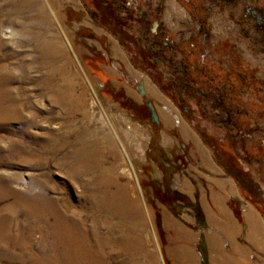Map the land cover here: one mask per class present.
<instances>
[{
  "label": "rangeland",
  "instance_id": "rangeland-1",
  "mask_svg": "<svg viewBox=\"0 0 264 264\" xmlns=\"http://www.w3.org/2000/svg\"><path fill=\"white\" fill-rule=\"evenodd\" d=\"M260 14L264 16L263 0H0V66L12 76L6 88L18 94L24 116L33 120L24 129L19 124L0 128V179L18 196L22 194L16 185L36 183L34 195L57 211L65 214L66 202L82 212L88 230L97 223L95 234L101 242L151 235L160 249L159 260L148 250L157 262L187 264L185 258L193 262L192 251L201 264L199 247L206 249L209 236L227 229L223 222L218 225L220 219L233 217L244 231L242 214L249 206L264 219V37L255 30ZM23 24L32 33L25 35ZM6 30L29 41L16 44L11 33L4 35ZM35 32L41 35L30 36ZM201 32L207 44L195 50ZM44 43L51 54L48 70L37 68ZM203 48L208 55L200 60L195 53L204 54ZM194 67L203 70L205 81H213L211 88L192 80ZM60 69L62 74H56ZM47 72L54 74L45 81ZM240 79L244 84L239 85ZM140 83L144 99L153 102L158 113L161 145L187 157V167L179 159L183 171L173 187L197 201L204 225L189 211L172 214L144 185L148 123H137L110 93L120 89L142 103ZM64 92L71 97L61 104L58 96ZM226 93L236 102L230 110L224 109ZM183 127L192 139L183 138ZM79 138L98 141L105 152L101 174L113 180L112 192L119 191L120 202L137 205L147 221L110 214L102 202L97 208L91 203L86 186L102 175L69 173ZM194 141L207 153L209 167ZM218 157L232 164L230 170L222 169ZM248 182L256 187L252 193L244 189L250 188ZM105 185L100 183L99 190ZM12 201H2L0 207ZM18 212L11 229L23 249L12 242L8 251L24 258H1L0 264H43L45 258L60 256L65 246L52 230L54 216L49 213L37 221ZM89 213L95 220L90 221ZM114 247H104L109 263L117 258L109 253ZM121 252L124 264H147L140 254Z\"/></svg>",
  "mask_w": 264,
  "mask_h": 264
},
{
  "label": "bare ground",
  "instance_id": "bare-ground-1",
  "mask_svg": "<svg viewBox=\"0 0 264 264\" xmlns=\"http://www.w3.org/2000/svg\"><path fill=\"white\" fill-rule=\"evenodd\" d=\"M24 25L25 24H23L22 28L27 30L25 35L32 33L29 31L28 27ZM6 31L4 35H6V33H11L10 37H12L14 43L16 44H20V42L25 40L29 41L27 38L28 36L25 37V39L24 37H22L23 39H19L15 34H12L11 31ZM34 35L40 36L41 34L35 32L30 36L33 37ZM47 44L48 43L42 44L43 58L39 63V66H37V68L44 70L51 68V54L50 51L47 50ZM4 67L6 66L3 64L0 66V128L19 124L22 126V129H24V127L28 123L30 124L31 121L33 122V120L31 118L29 119L27 116H24L23 111L25 107L18 94L9 87L6 88V85L9 84L12 76L4 72ZM62 72L63 69H60L56 74L61 75ZM53 74L54 72L52 74L51 72H47L45 81L48 80L49 77L51 78ZM41 88L46 89L47 84L42 82ZM69 96L71 97L70 93L68 92L61 93L58 96V100L61 104H63V100H65L66 104L68 102V98H70ZM26 100H28L27 96ZM91 105H94V103L92 102ZM26 106L30 109L33 108L29 103H27ZM32 114L35 115L36 113L32 112ZM22 132H24V130H22ZM181 133L183 138L189 140L192 139L191 134L185 127L181 128ZM29 140L34 142V139L31 136L29 137ZM164 143L168 144V141L164 140ZM194 143L204 164L209 167L210 163L207 153L202 150L195 141ZM104 155L105 152L101 150L98 141L92 140L88 143H85L83 139H77L74 142V149L72 150L73 158L70 163L68 162L69 173L72 175L82 174L83 177L88 175H96L97 173L102 175L101 169L105 165ZM8 162H11V160ZM11 178L16 179V177ZM0 183H2L0 184V202L7 201L9 199L13 200L10 204L0 207V259L5 258L6 260L15 262L18 260L22 261L24 258L21 254L15 256L10 254L8 251V248L11 247L12 242L15 243L12 233L13 230L11 229L13 220L17 217L19 213L18 211H21L24 215L29 216V218L32 217L37 221L40 219H45L49 213L54 216V226H56L55 228L53 226L52 230H57L60 234L59 236L61 238V243L65 246V250L60 256L45 258L43 264H124L122 262L123 253L121 251H131L134 252V254H140L146 258L145 261L147 264H163L162 259L157 262V260H159L158 254H160V249L154 236H143L140 233L130 236L124 235L119 240L113 242H101V240L95 234V229L98 226L97 223H92L90 225V229L88 230L85 226V222L82 221V212H77L66 202L65 214L62 211H57L53 208V206H51V203L34 195V191H37V187L39 186L36 183L30 182L29 185H16V189L20 191L22 196H18L17 194H14L12 191H10L9 188H7L8 183L6 180L0 179ZM100 183L106 184L103 188H101L102 190H99L98 187ZM112 183L113 180L108 175H102L97 179L95 178L93 184L87 185L86 188H88L89 191L91 190L89 196L91 203L96 205L97 208L99 202H102L103 205H105L104 211L110 214H116L125 217L133 216L138 218L140 222L147 221V218L143 216V213L137 205H133L130 202H125L124 200L123 202H120L123 197L120 199L121 195L119 191L112 192V188L110 186ZM28 197L34 199L35 201H29L27 199ZM96 208L94 209L96 210ZM88 215L92 218L90 221H93V219L95 220V215L93 213H89ZM24 228L25 227L22 226V229ZM26 229H28V227H26ZM15 244L17 245V243ZM107 244L115 245V247L109 251L110 254L114 253V255L117 256L115 259L116 261L113 263H109L107 261V253L105 252L104 248ZM22 245L19 243L17 246L23 249ZM149 248H152V250L156 252L157 260H155L152 254H150L148 250ZM185 261L187 264H193L191 258L189 257L187 259L185 258Z\"/></svg>",
  "mask_w": 264,
  "mask_h": 264
},
{
  "label": "flooded vegetation",
  "instance_id": "flooded-vegetation-1",
  "mask_svg": "<svg viewBox=\"0 0 264 264\" xmlns=\"http://www.w3.org/2000/svg\"><path fill=\"white\" fill-rule=\"evenodd\" d=\"M224 2H231L232 0H223ZM264 1V0H263ZM263 15V14H262ZM261 14L259 15L256 23H255V30L259 33L260 36L264 37V16ZM201 35L197 38V43L193 45V49L196 50L200 49L201 46L206 47L207 39H203ZM201 45V46H199ZM215 48V47H214ZM204 54H197L195 55L201 60L203 58V55H208L206 52V49H202ZM192 80L194 82L200 83L202 86H205L206 88H209L211 85L210 83L213 82L211 79L205 81L207 76L203 74V70L197 69V67L191 68ZM206 73V72H205ZM169 82L167 79H165V82ZM244 84V82L240 79L239 85ZM227 88L229 89L230 86L227 83ZM211 88V87H210ZM145 89V87H144ZM199 92V93H198ZM196 94H200L203 92L202 90L198 91ZM111 95L115 97L116 104L119 105L123 110H125L131 118H133L137 123L143 124L148 123L149 129H150V136L151 141L149 143V148L146 153V161L143 164L141 168V172L143 175H145L146 183L144 185H148L150 189H152L154 197L157 202H159L161 205L165 206L167 209H169L172 214L178 216L183 211H189L190 214L193 216V218L199 222V212H198V204L197 201H193L191 198H189L187 195L181 193L177 189L173 187L174 178L177 174H179L181 171V164L180 160L184 159L186 163V167L189 165L187 161V157H179L178 151L174 147H163L161 145V130H159L160 120L159 124L152 121L151 114L149 111V108L147 104L151 101H147L144 99L146 95L141 96L140 91L138 88V93L142 97V103L137 102L136 100L128 97L124 91L122 90H115L110 91ZM223 103L225 104V110H230V107H233V105L236 104L235 100H231V94H225L224 98H222ZM153 105L154 103L151 102ZM179 106H182V102H179ZM230 106V107H229ZM184 114L187 113L186 110H183ZM158 114V113H157ZM228 115V114H227ZM237 116L239 119L242 118L241 115H239V112L237 113ZM159 117V116H158ZM238 121V119H237ZM238 124H240V121H238ZM244 124V122H243ZM207 142V140H205ZM211 146V144H210ZM212 147V146H211ZM214 148V147H212ZM215 149V148H214ZM183 154L185 151H187V148L184 147L182 150ZM216 152V151H215ZM180 159V160H179ZM222 157H218V162L221 164L223 170H230L231 165L227 162L224 164V160H222ZM190 163V162H189ZM179 164V165H178ZM185 166L182 168H185ZM232 167V166H231ZM158 174V177L156 176ZM249 189L245 187V191H248L249 193H252V190H255V186L248 182ZM247 189V190H246ZM254 194V193H253ZM258 199V198H257ZM260 199V198H259ZM201 228V226H199Z\"/></svg>",
  "mask_w": 264,
  "mask_h": 264
},
{
  "label": "crops",
  "instance_id": "crops-1",
  "mask_svg": "<svg viewBox=\"0 0 264 264\" xmlns=\"http://www.w3.org/2000/svg\"><path fill=\"white\" fill-rule=\"evenodd\" d=\"M242 220L244 231L233 217L218 221L219 226L223 222L227 229L209 236L206 247L208 264H264V219L249 206L242 214ZM190 253L193 264H197V255Z\"/></svg>",
  "mask_w": 264,
  "mask_h": 264
},
{
  "label": "water",
  "instance_id": "water-1",
  "mask_svg": "<svg viewBox=\"0 0 264 264\" xmlns=\"http://www.w3.org/2000/svg\"><path fill=\"white\" fill-rule=\"evenodd\" d=\"M139 91H140V95L141 96H144L145 95V89H144V86L142 83L139 84ZM148 108H149V111H150V114H151V118H152V121L159 124V117H158V114H157V111L154 107V105L149 102L147 104Z\"/></svg>",
  "mask_w": 264,
  "mask_h": 264
},
{
  "label": "trees",
  "instance_id": "trees-1",
  "mask_svg": "<svg viewBox=\"0 0 264 264\" xmlns=\"http://www.w3.org/2000/svg\"><path fill=\"white\" fill-rule=\"evenodd\" d=\"M198 212H199V221H200L201 225H204L203 224L204 223L203 214H202L201 209H200L199 206H198ZM199 254L201 256L202 264H208V261H207V252H206V249L203 248V245H201L199 247Z\"/></svg>",
  "mask_w": 264,
  "mask_h": 264
}]
</instances>
